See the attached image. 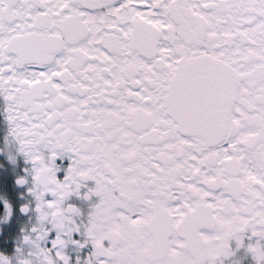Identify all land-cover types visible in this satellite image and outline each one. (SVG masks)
Instances as JSON below:
<instances>
[{
	"label": "snow or ice",
	"instance_id": "obj_1",
	"mask_svg": "<svg viewBox=\"0 0 264 264\" xmlns=\"http://www.w3.org/2000/svg\"><path fill=\"white\" fill-rule=\"evenodd\" d=\"M0 96L37 201L18 264H264V0H0Z\"/></svg>",
	"mask_w": 264,
	"mask_h": 264
},
{
	"label": "flooded vegetation",
	"instance_id": "obj_2",
	"mask_svg": "<svg viewBox=\"0 0 264 264\" xmlns=\"http://www.w3.org/2000/svg\"><path fill=\"white\" fill-rule=\"evenodd\" d=\"M10 122L7 119L6 105L2 96H0V153H3L5 161L0 159V193H7L9 200L13 205L11 216L7 220L0 219V241L7 235L8 242L4 243V249L7 253L2 251L0 247V254L7 256H14L12 261L18 264L17 250L23 248L28 250V246L23 242V236L38 222V212L36 210V198L34 193L29 192V188L32 187L31 176L29 169L31 168V162L27 156L19 151L18 142L11 136ZM8 152V156L5 155ZM15 153V158H12V153ZM7 157V158H6ZM17 160V175L11 177L12 171L6 167L5 162L9 164L12 161ZM65 163L68 162V157L64 158ZM10 161V162H9ZM12 163H10L11 165ZM64 172L61 170L59 175L63 176ZM20 176L28 177V182L21 185L18 178ZM86 184L91 187L94 186V181H87ZM14 191L19 194V197L14 196ZM87 191V188H82L80 193H73L68 198L66 203H71L80 208L81 214L78 217V221L83 225L87 223L89 213L92 211L93 204L98 202V196L93 195L92 198H86L83 193ZM51 195L49 194V197ZM29 205V211H23V205ZM1 211L0 217L5 215V200L0 199ZM55 235V231L51 234ZM76 237L84 239L85 237L77 233ZM2 238V239H1ZM50 242V241H49ZM233 247H235V240L232 241ZM1 246V245H0ZM92 251V245L89 243L83 247L70 245L67 249V254L70 256L72 264H80V262L87 258ZM238 261L239 264H256L255 259L251 253L247 252L245 248H240L236 251L234 256L224 258L223 264H234Z\"/></svg>",
	"mask_w": 264,
	"mask_h": 264
},
{
	"label": "clouds",
	"instance_id": "obj_3",
	"mask_svg": "<svg viewBox=\"0 0 264 264\" xmlns=\"http://www.w3.org/2000/svg\"><path fill=\"white\" fill-rule=\"evenodd\" d=\"M12 158L13 159L15 158V153H12ZM0 199H4L10 205V208L5 209V215L3 217H0V219L7 220L11 216L10 213L12 214L13 205H12L11 201L9 200L6 192L0 193ZM40 226L43 227L42 224ZM32 253H33V264H39L37 257L43 253V249L39 247V241L38 240L32 241ZM82 264H83V262H82Z\"/></svg>",
	"mask_w": 264,
	"mask_h": 264
},
{
	"label": "rangeland",
	"instance_id": "obj_4",
	"mask_svg": "<svg viewBox=\"0 0 264 264\" xmlns=\"http://www.w3.org/2000/svg\"><path fill=\"white\" fill-rule=\"evenodd\" d=\"M14 153V152H13ZM5 155L6 156H8V152H5ZM12 156V155H11ZM7 158V157H6ZM0 159H3L4 161H5V157H4V155H3V153H0ZM10 162V161H9ZM10 163H12L11 165H10ZM9 164L7 163V161L5 162V165H6V167H8L9 168V170L10 171H12V174H11V177H16V175H17V160H15V161H12V162H10ZM14 196L16 197V198H18L19 197V194L17 193V192H15L14 191ZM8 236L6 235L5 236V238L4 239H2V241H0V247H2V251H4V252H6L7 253V250L6 249H4L5 248V246L3 245L4 243H7L8 242V238H7ZM8 254V253H7ZM8 257H10V256H8ZM11 259H15L14 258V256H11L10 257ZM12 264H17L16 262H14V261H12Z\"/></svg>",
	"mask_w": 264,
	"mask_h": 264
},
{
	"label": "trees",
	"instance_id": "obj_5",
	"mask_svg": "<svg viewBox=\"0 0 264 264\" xmlns=\"http://www.w3.org/2000/svg\"><path fill=\"white\" fill-rule=\"evenodd\" d=\"M1 207H2V206L0 205V211H1Z\"/></svg>",
	"mask_w": 264,
	"mask_h": 264
}]
</instances>
